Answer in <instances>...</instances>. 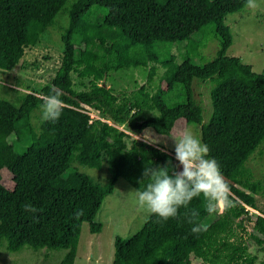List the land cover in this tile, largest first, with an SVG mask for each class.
Returning a JSON list of instances; mask_svg holds the SVG:
<instances>
[{"label":"trees","instance_id":"obj_1","mask_svg":"<svg viewBox=\"0 0 264 264\" xmlns=\"http://www.w3.org/2000/svg\"><path fill=\"white\" fill-rule=\"evenodd\" d=\"M244 1L75 0L67 7L62 58L52 80L18 104L0 97V149L14 150V141H23L10 168L11 187L3 182L0 161V243L7 251L63 249L59 264H74L82 223H89L91 233L100 231L94 219L116 181L123 178L140 190L147 183L140 180L146 163L170 167L174 160L130 133L148 129L168 136L182 118L200 126L201 140L220 165L234 206L210 215L202 198H194L189 208L199 214L195 223L207 229L201 235L191 232L194 225L184 208L163 223L149 214L134 234L114 238L111 264H192V256L204 264H264V257L258 260L246 242L264 249V214L255 216L249 231L244 222L245 206L256 209L255 196L264 193V176L254 178L246 165L264 144V73L227 55L232 34L225 16ZM66 5L67 0H0V71L12 69ZM94 10L101 13L100 21L96 28H86ZM196 32L204 40H217L215 56L203 63L188 55L176 61L166 46L194 43ZM147 66L149 81L158 66L164 68L155 90L141 85L117 94L104 83L113 72ZM73 74L89 79L82 89L75 88ZM195 79L213 83L211 135L194 95ZM52 91H59L65 102L61 117L41 120L38 131H26L22 125L41 104L36 94ZM89 111L96 113L93 121ZM74 162L92 168L106 163L107 181H94L74 168ZM28 203L37 213L24 211Z\"/></svg>","mask_w":264,"mask_h":264},{"label":"rangeland","instance_id":"obj_2","mask_svg":"<svg viewBox=\"0 0 264 264\" xmlns=\"http://www.w3.org/2000/svg\"><path fill=\"white\" fill-rule=\"evenodd\" d=\"M75 0H67L66 8L58 13L53 24L47 27L41 34L38 42L25 48L24 54L18 63L10 70L0 71V97L8 99L15 104L25 94L39 91L54 77L62 58L63 43L61 35L68 24L67 7ZM258 7H248L247 0L242 2L236 9L225 16V22L230 27L232 44L227 49V55L237 56L244 63L249 64L254 72L264 73V0H255ZM101 18V13L92 11L84 22L89 29L96 28ZM194 43H175L166 46L169 54L176 61H181L185 55L191 57L195 63H203L212 59L218 49L217 40H204L202 34L196 32L192 36ZM203 41L202 43L200 41ZM199 41V43H198ZM112 47L118 49V44ZM164 68L158 66L156 74L149 81V66L138 69H129L113 72L105 80V84L111 86L117 94L131 93L141 85H148L155 90L160 83V76ZM74 86L82 89L87 84V79H79L73 74ZM99 82H103L99 80ZM213 83L210 80H193L192 87L194 95L202 103L203 123L207 126V133L214 132V126L209 121L212 111L210 101V89ZM90 121L97 118L96 113L89 111ZM40 105L30 115L29 122L22 127L28 131L29 128L39 130L41 123ZM121 128H123L121 126ZM184 132H191L201 139L200 126L194 122H187L179 118L176 120L171 133L168 136L157 134L152 130H145L141 134H131V138L142 140L159 141L152 144L174 158V141L171 137H179ZM11 141L15 140L11 136ZM128 143L131 139H127ZM149 143V142H148ZM14 150L0 149V161L3 162L2 179L6 186L11 187L10 168L14 166L18 154L17 150L23 146V141H14ZM176 164L175 159L170 167ZM251 169L254 178L262 179L264 176V144L250 157L246 163ZM78 171L91 176L98 183H105L108 178L107 164L103 163L100 168H92L87 165L73 163ZM134 189L125 179L119 178L115 183L114 191L104 197L101 207L97 212L95 221L101 224L98 233H91L89 223L81 225L79 241L74 264H111L114 252V238L116 236L129 237L134 234L143 224L149 213L141 209L137 203ZM256 209L246 206L248 213L244 214V222L249 231L256 215L264 214V193L255 196ZM199 233V235H201ZM246 238V237H245ZM249 250L257 255L258 260L264 257V249L255 245L251 240H246ZM65 250L63 249H40L34 250L23 247L17 252L6 250L4 243H0V264H59ZM192 264H204L199 258L192 256Z\"/></svg>","mask_w":264,"mask_h":264},{"label":"clouds","instance_id":"obj_3","mask_svg":"<svg viewBox=\"0 0 264 264\" xmlns=\"http://www.w3.org/2000/svg\"><path fill=\"white\" fill-rule=\"evenodd\" d=\"M248 7L256 8L255 0H247ZM41 100L40 111L42 121L56 122L62 115L65 102L59 91L50 94H36ZM174 141V159L176 164L156 166L146 163L140 180H147L145 186L137 190L135 195L141 209L158 217L157 223L167 222L179 216V209L184 208L188 222L194 226L193 234L206 231V227L195 223L198 212L190 209L194 198H202L208 214L227 211L234 206L231 188L221 172L215 158L210 157L209 147L191 132H184L179 137H171ZM139 137H137V140ZM146 142L157 144L159 141ZM171 164V161H169ZM25 212L37 213L30 203L22 206ZM76 213V218L82 215Z\"/></svg>","mask_w":264,"mask_h":264},{"label":"built area","instance_id":"obj_4","mask_svg":"<svg viewBox=\"0 0 264 264\" xmlns=\"http://www.w3.org/2000/svg\"><path fill=\"white\" fill-rule=\"evenodd\" d=\"M246 207V206H245ZM247 208V207H246Z\"/></svg>","mask_w":264,"mask_h":264}]
</instances>
